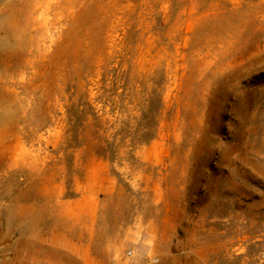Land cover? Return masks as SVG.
Returning a JSON list of instances; mask_svg holds the SVG:
<instances>
[{
  "label": "rangeland",
  "instance_id": "obj_1",
  "mask_svg": "<svg viewBox=\"0 0 264 264\" xmlns=\"http://www.w3.org/2000/svg\"><path fill=\"white\" fill-rule=\"evenodd\" d=\"M0 264H264V0H0Z\"/></svg>",
  "mask_w": 264,
  "mask_h": 264
}]
</instances>
